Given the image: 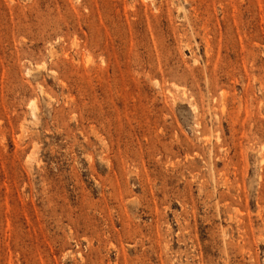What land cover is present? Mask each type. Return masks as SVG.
<instances>
[{
	"label": "rangeland",
	"instance_id": "rangeland-1",
	"mask_svg": "<svg viewBox=\"0 0 264 264\" xmlns=\"http://www.w3.org/2000/svg\"><path fill=\"white\" fill-rule=\"evenodd\" d=\"M0 264H264V0H0Z\"/></svg>",
	"mask_w": 264,
	"mask_h": 264
}]
</instances>
